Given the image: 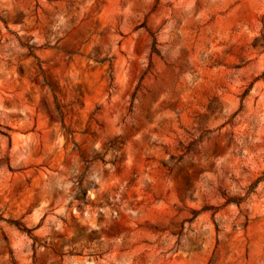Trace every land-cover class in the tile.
Segmentation results:
<instances>
[{"label": "rangeland", "instance_id": "rangeland-1", "mask_svg": "<svg viewBox=\"0 0 264 264\" xmlns=\"http://www.w3.org/2000/svg\"><path fill=\"white\" fill-rule=\"evenodd\" d=\"M0 264H264V0H0Z\"/></svg>", "mask_w": 264, "mask_h": 264}, {"label": "trees", "instance_id": "trees-1", "mask_svg": "<svg viewBox=\"0 0 264 264\" xmlns=\"http://www.w3.org/2000/svg\"><path fill=\"white\" fill-rule=\"evenodd\" d=\"M155 43H156V41H155ZM247 94V92L245 93V95ZM232 200H237V202H241V200H243V199H241V198H239V199H229V201H232Z\"/></svg>", "mask_w": 264, "mask_h": 264}]
</instances>
